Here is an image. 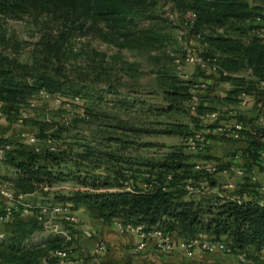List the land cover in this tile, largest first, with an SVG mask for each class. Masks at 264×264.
<instances>
[{
    "label": "trees",
    "instance_id": "obj_1",
    "mask_svg": "<svg viewBox=\"0 0 264 264\" xmlns=\"http://www.w3.org/2000/svg\"><path fill=\"white\" fill-rule=\"evenodd\" d=\"M21 1L0 0V13H6L12 7L19 6ZM77 1L96 2L99 5L97 15L109 21L110 28L114 29L120 26L124 28L125 23H131L135 19H147L150 16L141 0ZM175 3V6L185 11L187 15V19L179 26L185 29V33L180 35L184 38L185 46L191 39H199L201 49L194 48L192 43L190 47L203 59H209L216 66V70L219 69L220 80L230 85L226 96L218 102L235 105L241 93L250 95V101L253 96L256 102H262L264 87H260L259 82L264 81V24L249 25L246 30L240 31V34L237 31L234 32L239 38L224 36L220 31L221 27L227 23L264 19L262 7L248 0H177ZM190 12L195 13L196 18L189 25L188 13ZM207 27L212 32L209 35ZM194 67L196 74L201 73V75L191 74L186 78L170 76V79L180 82L181 87L167 91V97L174 102L167 103L162 110L163 113L179 109L195 112L192 127L177 124L163 131L179 136L181 141L179 147H172L161 159L122 158L126 164L135 161L134 164L151 169L133 170L136 175L129 178L130 190L123 188L125 178L118 170L112 173H95L79 165L70 164L66 158L72 154L82 153L83 151L80 150H83V147L80 149L54 139L46 133L52 127L50 124L34 122L32 125L38 126V132L34 136L40 141V149L37 152L19 137L18 140L12 141L13 139L8 136L4 139L5 136L0 134V144L8 142L11 145V149L5 154L3 164L14 170V174L7 178L13 182L15 191L21 192L20 190L25 187L43 191L58 182H73L79 187L67 195H55L53 202L68 204L71 211L77 206H85L94 218L104 224L111 223L114 219H121L133 225H140L146 231H160L164 235H170L174 240L203 234L212 240L224 242L233 252L245 251L254 259L259 253L264 254V203H261L260 199L255 198L254 195H248L255 194L256 185L238 182L227 193L194 194L195 185L201 181L213 187L216 175L197 172L194 170V165L197 163L213 165L217 171L234 166L243 171L242 180L250 179L253 170L264 171V133L263 129L257 125L256 118H247L236 110L233 116H221L217 120L201 124L200 117L216 109L204 105L201 94L194 111H190L186 105L189 92L183 83L196 82L197 76L203 77L209 69L200 70ZM246 70L250 71L254 77L253 80L229 75L230 72ZM224 71L225 75H223ZM159 75L168 76L163 71H160ZM203 83L204 91H206L208 85L206 82ZM86 88L60 78L47 68L24 72L1 63L0 112L2 118L0 119L14 122L19 110L28 104L31 96L41 90L50 96L79 97L82 100L89 96ZM101 92L99 94L103 96L104 92ZM64 114L63 111L61 117ZM262 116L264 118V115ZM73 118L78 117L75 115L67 121ZM31 120L36 119L28 116L22 119V123ZM223 121L229 123L230 127L228 132L224 131L221 135L231 143H243V147L235 148L227 153L229 157L227 161L223 162L214 158L217 161L211 163L209 160L212 157L203 153L205 144L203 139L200 151L189 150L186 139L194 135L197 129H202L203 135L214 137L215 130L221 132L218 128L223 126ZM233 123H241L242 128L235 131ZM234 134L237 137H233ZM112 139L120 141L118 138ZM46 141L63 145V148L55 152L49 151ZM236 158H240L241 162H236ZM142 173L153 175L159 181V186L147 191L140 190L138 182L142 179ZM188 188L193 192L189 193ZM257 190L259 191V187ZM2 206L0 205V214L3 211ZM35 211L36 208H33L34 213L26 219H22L18 212H14L12 217L4 223L9 229L8 233L3 232L4 239L7 240L0 243V264H33L38 260V257L33 255L35 253H31L25 245L28 238L42 231V226L35 218ZM58 241H60L58 236L42 237L37 243L36 248L39 250L37 253L45 254Z\"/></svg>",
    "mask_w": 264,
    "mask_h": 264
},
{
    "label": "rangeland",
    "instance_id": "obj_2",
    "mask_svg": "<svg viewBox=\"0 0 264 264\" xmlns=\"http://www.w3.org/2000/svg\"><path fill=\"white\" fill-rule=\"evenodd\" d=\"M141 1L149 18L135 19L125 23L124 28L116 29L97 15L99 5L94 1L22 0L19 6L0 13V64L24 72L47 68L62 79L87 87L89 95L82 99L81 105L71 106L78 118L69 121L63 120L64 110L57 108L51 98L37 99L32 107H22L36 120L21 123L22 128L18 130H15L18 125L15 121L4 124L6 120H3L0 134L10 130L8 136L15 141L20 131L37 133L34 122H47L52 127L46 133L54 139L83 147L82 153L66 158L70 164L95 173L151 170L134 164L135 161L126 164L122 158L156 160L172 147H179L180 137L163 131L177 124L192 127L195 112L179 109L163 113L162 110L167 103L174 102L167 97V91L181 87L170 76L190 75L191 67L188 69L184 62V38L178 34L187 15L175 6L177 0ZM248 1L264 11V0ZM257 24V20L236 21L224 24L220 31L224 36L237 38V33ZM206 29L208 35L212 33L210 28ZM190 41L194 48H202L199 39ZM160 71L168 76H160ZM100 92H104L103 96ZM199 121L208 123L201 118ZM215 131L214 138L202 136L203 153L226 157L231 142L221 135L223 130ZM195 186L194 194L201 195L208 183L201 181ZM78 187L73 182L62 181L49 190L25 187L20 193L24 195V202L37 209L55 203V195H67ZM0 229L8 233L9 228L4 224ZM45 230L42 228L25 242L29 251L38 257L33 264L56 263L50 254L60 241L45 254L37 253V243L42 237L56 236ZM6 240L0 239V243ZM226 259L233 261L228 255Z\"/></svg>",
    "mask_w": 264,
    "mask_h": 264
},
{
    "label": "built area",
    "instance_id": "obj_3",
    "mask_svg": "<svg viewBox=\"0 0 264 264\" xmlns=\"http://www.w3.org/2000/svg\"><path fill=\"white\" fill-rule=\"evenodd\" d=\"M188 23L189 25L193 23L196 18L195 13H188ZM257 22L261 25L264 24V19H256ZM187 23V24H188ZM185 25V23H184ZM187 26V25H186ZM184 27L180 28L178 31L179 35H183L185 33ZM262 36V33L259 35ZM191 41L185 47V58L184 62L190 65H194L198 67L200 70H204L209 68L210 70H215L216 66L211 63L209 59H203L201 56L196 54L193 49L190 47ZM264 43V40H263ZM173 56V54H171ZM226 73H223L225 75ZM186 78V76H185ZM183 85L187 88L189 92V98L186 101V105L190 109V111H194L195 105L199 101L200 94L205 90V84L201 81H196L194 83L184 82ZM260 87H264V81L259 82ZM51 98L53 104L60 109H63L65 114L62 116L64 121H67L70 117L75 116V111L71 108L74 105H81L82 100L79 97L72 98H62L59 96H50L48 93L44 91H39L36 95L31 96L27 107H32L35 104L37 99H48ZM250 103V95L247 93H241L239 95L238 102L236 107L245 108ZM236 108H216L212 111L206 112L200 118L206 121H214L217 120L221 116H233L235 114ZM28 117L27 108H21L19 110V114L15 122L17 124L22 123V119ZM0 118H2V113L0 112ZM256 123L263 129L264 133V118L262 115H257ZM229 123L222 122V127H219L218 130L221 131H229L230 125ZM233 127L235 131L240 130L242 128L241 123H233ZM204 131L202 129H197L194 135L188 137L186 139V143L188 144V148L192 152H198L202 149V136ZM235 133V132H234ZM18 137L30 144L34 151H38L40 149L39 144L40 141L34 136L31 132L20 131L18 133ZM233 137H237L236 134ZM7 136L4 137L6 139ZM46 146L49 151L55 152L59 149L63 148V145H56L50 143V141H46ZM11 149V145L8 142H3L0 144V164L3 163L6 152ZM194 170L200 173H209V174H223L227 175L230 173H234L235 175L242 176L244 173L241 169L231 166L228 169H224L221 171H217L213 165L210 164H201L197 163L194 165ZM9 175L12 176L14 174V170L8 168ZM123 176V188L126 190H130L129 178L135 176L136 173L133 169H119L118 170ZM9 176V177H10ZM141 181L138 182V188L143 191L150 190L154 187L159 186V181L149 173L141 174ZM168 178V177H167ZM232 183L227 184V188H233ZM188 192L192 193L193 191L188 188ZM259 192L263 196L259 201L264 203V186L259 187ZM0 200L2 201V213L0 214V225L5 223L8 219H10L14 212H18L20 215L24 214H32L33 207L24 202V195L20 192H16L14 189L13 182L5 178L0 180ZM35 218L37 222L42 226L45 231L51 232L53 235H56L60 238V242L58 246L51 251L50 256L56 260L55 264H64L68 261L70 256V244L73 240V230L75 227L79 226L81 221L80 219L73 214L68 204L56 202L49 203L44 206L37 207L35 211ZM112 225L115 227L119 234H136L140 241L133 247V251L136 253H140L147 249L151 239L153 240V246L163 252H174L176 250H180L186 257H190L193 255L195 251H200L202 253H213L220 252L232 257V259L237 264H254L258 262V264H264V254L263 252L259 253L254 259L249 253L245 251L241 252H233L226 244L219 240H212L206 235L198 234L196 236H187L180 238L178 240H174L170 235H164L160 231L156 230H144L140 225H133L131 223L124 222L121 219H114ZM82 234L86 238H93L94 234L88 230H83ZM4 238V233L0 232V239ZM94 253H104L106 251L105 245L96 241L94 245ZM43 264H50L48 262H44ZM53 264V263H52Z\"/></svg>",
    "mask_w": 264,
    "mask_h": 264
},
{
    "label": "crops",
    "instance_id": "obj_4",
    "mask_svg": "<svg viewBox=\"0 0 264 264\" xmlns=\"http://www.w3.org/2000/svg\"><path fill=\"white\" fill-rule=\"evenodd\" d=\"M189 68L190 75H196L195 67L188 64V69ZM224 73L226 72L224 71ZM229 75L235 77H244L245 79L252 80L254 78L249 70L244 71L243 74H241L240 71H234L230 72ZM196 79L197 81L206 82L208 85V89L201 93L203 96L204 105L213 108H236L240 114L245 115L247 118H255L257 115H264V100H262V102H256L253 96H251V101L245 108L238 109L236 104H225L222 101L218 102L220 99L226 96V92L230 88L228 83L220 80L219 69H208L204 73L203 77L197 76ZM2 121L3 119H0L1 123ZM3 123L7 124L6 121H3ZM21 128L22 126L18 124L15 130ZM10 132V130H7L3 132V135L8 136ZM228 145L229 151H232L235 148L243 147L242 142H233ZM209 156L212 157L209 160L211 163H215L217 161L216 159H220L223 162L229 159L227 156L220 157L219 155L213 156L211 154ZM235 161L239 163L241 162V159L236 158ZM9 176L8 167L3 163L0 164V180H3ZM214 179L215 185L213 187H206L204 194L227 193L231 189L227 188V184L246 182L248 184L256 185V187H254L256 190L255 194L250 193L248 195H254V197L258 199L263 198V196L257 190V187L264 186V171L258 172L253 170L251 173V178L245 180H242L241 176L235 175L234 173L227 175L218 173L214 176ZM45 189L49 190L50 188ZM76 189L77 188H74L73 190ZM224 189L228 190L225 191ZM218 190L222 191L218 192ZM72 212L80 219L81 223L73 230V240L70 244V256L68 261H66L64 264H237L233 259L232 260L234 262L227 260V255L220 252L202 253L200 251H195L192 256L186 257L180 250H176L174 252L159 251L153 246L152 239L147 249L140 253H136L133 251V247L140 241L136 234H119L112 223L104 224L99 219L94 218L85 206H77L72 210ZM29 215L30 214H24L21 215V217L29 218ZM3 224L0 225V228L3 227ZM83 230L92 232L94 237L86 238L82 234ZM97 240L105 245L106 251L104 253H94V245Z\"/></svg>",
    "mask_w": 264,
    "mask_h": 264
}]
</instances>
